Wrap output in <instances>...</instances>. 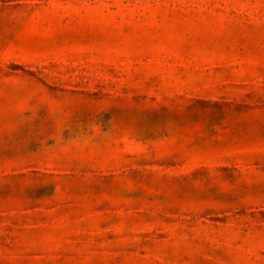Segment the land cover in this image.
Wrapping results in <instances>:
<instances>
[{"label":"rangeland","instance_id":"1","mask_svg":"<svg viewBox=\"0 0 264 264\" xmlns=\"http://www.w3.org/2000/svg\"><path fill=\"white\" fill-rule=\"evenodd\" d=\"M0 264H264V0H0Z\"/></svg>","mask_w":264,"mask_h":264}]
</instances>
